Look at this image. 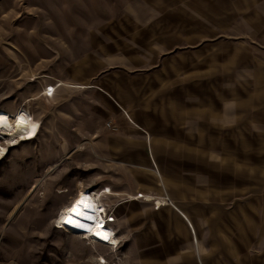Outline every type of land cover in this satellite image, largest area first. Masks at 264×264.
Returning <instances> with one entry per match:
<instances>
[{"label": "rangeland", "instance_id": "rangeland-1", "mask_svg": "<svg viewBox=\"0 0 264 264\" xmlns=\"http://www.w3.org/2000/svg\"><path fill=\"white\" fill-rule=\"evenodd\" d=\"M0 111L39 130L0 160V264H264V0H0ZM107 188L117 246L54 225Z\"/></svg>", "mask_w": 264, "mask_h": 264}, {"label": "bare ground", "instance_id": "bare-ground-1", "mask_svg": "<svg viewBox=\"0 0 264 264\" xmlns=\"http://www.w3.org/2000/svg\"><path fill=\"white\" fill-rule=\"evenodd\" d=\"M45 92H49V96H51L50 93L53 92V88H46ZM38 132L37 126L31 123L27 117H22L20 114L9 115L0 111V141L3 142H0V160L7 156L9 152L7 148L35 140ZM110 195H113V192L108 188L102 193L79 190L73 201L59 210L54 225L93 238L94 242L101 245L117 246L118 241L114 233L105 227L106 219L104 216L107 217V214L100 199V196ZM150 200H152L151 197L145 198V201ZM98 262L99 264H106L102 258Z\"/></svg>", "mask_w": 264, "mask_h": 264}, {"label": "crops", "instance_id": "crops-1", "mask_svg": "<svg viewBox=\"0 0 264 264\" xmlns=\"http://www.w3.org/2000/svg\"><path fill=\"white\" fill-rule=\"evenodd\" d=\"M61 85H66L65 83L59 81L58 82V85H55V86H49L50 88L52 87L53 88V92L50 93L51 96H53L55 90L57 87L61 86ZM73 86V85H72ZM47 88V87H46ZM45 88V89H46ZM45 91V90H44ZM126 117L129 119V116L126 112H124ZM131 123L132 125H134L136 128H144L143 126H141L139 123L133 121L131 119ZM164 125V123H163ZM147 130L146 135L147 136H141V139L142 141H138V145L137 143H135V145H137V148L140 149L139 153L140 154H146V153H149V155H157V154H162V153H165V130H153L151 127H146L145 128ZM142 130V129H141ZM160 132V133H159ZM133 142H128V145H131L132 146ZM110 196H116V194L113 193V195H110ZM142 196L140 195L139 198H141ZM144 198L147 197V195H144L143 196ZM136 198H130V202H133L135 201ZM145 201V200H144ZM175 210V209H174ZM177 211V210H176ZM173 213V212H172ZM179 214H182L180 211H178ZM177 212H174L173 215H177V219H178V222L183 225V228L185 229L186 231V228H185V222L183 221V219L181 218V216L178 214ZM187 218L191 219L187 214H185ZM180 216V217H179ZM182 219V220H181ZM105 227L109 230H111L113 232V230L109 227L106 226V222H105ZM191 227H192V231H193V243L195 245V249L197 251H199V244L197 242V239H196V234H195V230L191 224ZM114 233V232H113ZM116 237V236H115ZM117 238V237H116ZM198 264H208L206 262H203V261H198Z\"/></svg>", "mask_w": 264, "mask_h": 264}, {"label": "built area", "instance_id": "built-area-1", "mask_svg": "<svg viewBox=\"0 0 264 264\" xmlns=\"http://www.w3.org/2000/svg\"><path fill=\"white\" fill-rule=\"evenodd\" d=\"M46 96H47V97H50V96H49V93H47ZM168 204H169V206H172V204H171V202L169 201V199H168V198H165V205H168ZM108 219L111 220L110 222H108L109 225H110L111 223L114 222V221H112L114 218L111 217L110 214L108 215Z\"/></svg>", "mask_w": 264, "mask_h": 264}, {"label": "snow or ice", "instance_id": "snow-or-ice-1", "mask_svg": "<svg viewBox=\"0 0 264 264\" xmlns=\"http://www.w3.org/2000/svg\"><path fill=\"white\" fill-rule=\"evenodd\" d=\"M89 219H91V217H89Z\"/></svg>", "mask_w": 264, "mask_h": 264}]
</instances>
